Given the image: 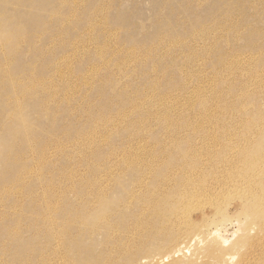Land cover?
I'll use <instances>...</instances> for the list:
<instances>
[{
	"label": "rangeland",
	"instance_id": "rangeland-1",
	"mask_svg": "<svg viewBox=\"0 0 264 264\" xmlns=\"http://www.w3.org/2000/svg\"><path fill=\"white\" fill-rule=\"evenodd\" d=\"M263 93L264 0H0V264H148L115 247L135 158L183 150L165 116L227 125Z\"/></svg>",
	"mask_w": 264,
	"mask_h": 264
},
{
	"label": "bare ground",
	"instance_id": "bare-ground-1",
	"mask_svg": "<svg viewBox=\"0 0 264 264\" xmlns=\"http://www.w3.org/2000/svg\"><path fill=\"white\" fill-rule=\"evenodd\" d=\"M230 87L229 81L225 88ZM212 99L218 101L217 96ZM207 108L204 105V115L195 114L182 123L164 117L174 132L188 134L185 147L175 156L167 154L172 146L165 141L159 156L147 158L144 153L135 158L141 168L138 185L142 190L127 199L137 200L140 212L130 219L127 229H121L127 247L116 242L115 247L127 251L151 241L153 248L137 252L132 256L136 260L142 255L140 260L148 264L166 258L178 264L176 256L188 250L190 264H264V109L239 108L235 121L226 125ZM128 159L126 165L133 164ZM146 176L151 178L149 183ZM129 234L133 236L128 241ZM235 252L239 253L237 261Z\"/></svg>",
	"mask_w": 264,
	"mask_h": 264
}]
</instances>
